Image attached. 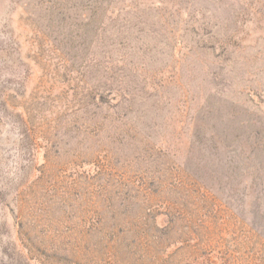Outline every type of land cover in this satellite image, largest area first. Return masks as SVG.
<instances>
[{"label":"rangeland","instance_id":"374dc122","mask_svg":"<svg viewBox=\"0 0 264 264\" xmlns=\"http://www.w3.org/2000/svg\"><path fill=\"white\" fill-rule=\"evenodd\" d=\"M0 264H264V0H0Z\"/></svg>","mask_w":264,"mask_h":264}]
</instances>
